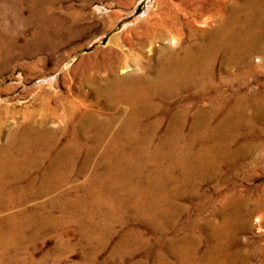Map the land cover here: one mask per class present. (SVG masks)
Returning a JSON list of instances; mask_svg holds the SVG:
<instances>
[{"label":"rangeland","instance_id":"rangeland-1","mask_svg":"<svg viewBox=\"0 0 264 264\" xmlns=\"http://www.w3.org/2000/svg\"><path fill=\"white\" fill-rule=\"evenodd\" d=\"M26 1L0 0V145L7 144L9 133L18 125L21 129L30 122V111L49 94L72 99L79 92L87 93L94 102L90 110L96 116L95 125L119 114L109 129L112 138L121 128L123 106L120 110L97 101L84 79L102 71L109 61L121 59L129 41H138L145 26L155 20L167 3L181 0H56L49 8L30 6ZM221 1L229 6L242 0ZM187 10L197 13L202 7ZM211 13L204 11L205 15ZM199 21L193 24L195 39L203 40L201 30L211 31L215 21L204 26ZM183 38L187 40V30ZM161 44L162 40H154L152 49L147 46L142 52H135L142 58L157 59L156 48ZM247 64H251V75L235 77ZM212 70L215 83L205 94L193 86L172 97H158L161 105L153 110L155 115L142 118L137 126L138 137L119 142L124 150V156L118 160L120 173L133 178L127 187L110 190V196L93 215L100 225L104 221L108 224L109 232L102 245L89 243V236L79 231L83 229L78 224L83 212L62 215L58 208H53L55 223L36 235L33 230L26 231L19 245L4 256L2 264H177L172 253L182 244L196 264L211 262L212 257L215 259L211 264H264V39L244 62L226 67L217 58ZM51 105L60 110L55 99ZM81 108L78 105V113L84 110ZM183 112L188 117L182 121V139L173 141V130L179 122L170 114ZM228 112L229 122L223 123L218 133L212 131ZM200 113L202 119L211 116L200 124L206 132L196 137L192 120ZM72 122L46 123L48 128L65 127L60 147L77 125ZM91 133L88 131L79 139L89 140ZM168 140L189 144L188 149L175 150L173 155L188 156L192 170L175 168L168 158L155 160L156 166L152 168L153 155L172 154L169 147H162ZM137 142L146 146L143 152L137 153ZM128 157L135 159V167L126 166ZM101 159L102 154L97 151L85 170L76 166L65 185L32 200L27 207L48 203L58 194L63 199H75L82 194L83 187L92 186L90 173H106L104 164L94 166ZM42 171L41 166L34 176ZM23 183L26 184L19 185ZM157 197L152 211L162 228L154 226L151 217L134 219L139 216L132 206L134 201L143 204ZM137 229L148 239L146 246L123 249V241L135 235Z\"/></svg>","mask_w":264,"mask_h":264},{"label":"bare ground","instance_id":"bare-ground-1","mask_svg":"<svg viewBox=\"0 0 264 264\" xmlns=\"http://www.w3.org/2000/svg\"><path fill=\"white\" fill-rule=\"evenodd\" d=\"M55 1L27 0L26 3L34 7L49 8ZM193 1L181 0L178 3H167L155 20L145 26L139 40L129 41L127 50L121 59L107 61L108 63L102 71L84 79L88 90L94 94L97 101L109 107H118L120 110V106H123L121 128L112 138H110L109 129L119 114L116 118L109 117L99 120L100 124L95 125L96 116L94 111L90 110L94 106V102L89 99L87 93L80 92L72 99L49 94L44 101L39 103L38 107L32 112L30 111L27 118L30 120V122L27 121L28 124L21 129L18 125L16 130L8 132L7 144L0 145V213L3 214L0 217V264L8 251L19 245L26 231L33 230L36 235L55 223V220L52 219L53 208H58L57 211L62 215L73 216L76 211L83 212L82 217L78 220V224L83 229L79 231L85 237L89 236V243L92 242L96 246L102 245L104 236L109 232L108 224L107 221H104L100 225L94 220L93 215L110 196V190L115 188L120 190L122 185L127 187L128 182L133 178H126L120 173L118 160L124 156V150L119 142L122 139L132 141L138 137L137 126L141 123L142 118L149 117L151 114L155 115L156 112L153 110L160 107L161 104L157 102L158 97L162 95L163 97L164 95L172 97L183 89H192L193 86L198 88V92L205 94L207 88L215 83L212 68L217 58H220L226 67L239 64L242 60L244 62L247 54L255 50L264 39V0H242L238 4L232 2L229 6H226L221 0H209L206 3L197 4ZM198 4L202 7L199 12L187 10V8L200 7ZM34 11H36L35 8ZM204 11L208 13L213 11V13L205 15ZM37 16L38 20L42 22L41 15ZM197 19H201V21ZM211 20L215 21V27L211 31L201 30V33L205 35L203 40L195 39L194 22L199 21L204 26V23ZM185 30H187V40L183 38ZM154 40H162V44L156 48L157 59L142 58L135 52L136 49L138 52H142L147 46L152 49ZM129 60L132 62L130 63ZM242 68L239 69L238 75L236 74L235 77L251 75V64ZM52 99L59 102L60 110L51 105ZM78 105L84 108L79 113ZM200 115L202 113L196 114L192 120V128L196 137L202 136L206 132L200 124L211 116L210 114L202 119ZM230 116L231 113H226L216 130L212 131L218 133L223 123L229 122ZM170 117L179 122L177 128L173 130V141L182 139L184 126L182 121L187 119V114L184 112L175 115L171 113ZM60 120L68 123L76 121L77 123L63 147L59 146V142L65 133V127H45L49 121L59 122ZM33 123L36 125H32ZM88 131L92 132L90 135L93 134V137L91 136L89 140L83 137L86 141L82 142L79 139L80 136H84ZM105 135H109L106 140H104ZM173 141L168 140L162 146L169 147L172 154L164 155V157L161 155L152 156L155 157L152 168L156 166L155 160L159 161L164 158L173 160L175 168L181 170L190 168L188 156L173 155L175 150H186L189 144L180 145L179 141L178 144ZM136 144L137 153L143 152L146 148L140 142ZM122 145L124 144L122 143ZM97 151L101 152L102 159L94 163V166L98 167L104 164L107 168L106 173L103 175L97 171L90 173V180L93 184L88 188L83 187L81 195L75 199H63L58 194L48 203L32 204L33 206L27 207V204L32 200L48 196L62 184L65 185L68 176L71 179V173L76 166L85 170ZM126 161V166L135 167V159L128 157ZM138 164L142 165L140 162ZM41 166L44 167V171L35 177V171ZM186 175V171L183 172V176L186 177ZM22 182H26V184L19 185ZM36 182L37 185H34ZM57 199L60 200L59 204H57ZM157 200L158 197L146 201L143 203L144 205L134 201L132 206L135 207L139 215L134 216V219L139 221L151 217L155 223L154 226L162 228V225L153 217L154 211L152 210H154ZM17 207L19 209H16ZM113 207L111 202V213ZM224 226L225 224L220 226L222 230L225 228ZM147 240L137 229L136 234L127 237L121 247L123 249L144 247ZM186 249L187 247L185 248L183 244L176 246L175 252L172 253L177 257L176 263L196 264L191 262ZM190 249L193 248L190 247ZM212 258L211 262L204 264H211L215 259Z\"/></svg>","mask_w":264,"mask_h":264}]
</instances>
